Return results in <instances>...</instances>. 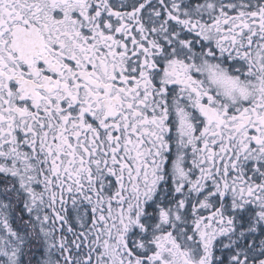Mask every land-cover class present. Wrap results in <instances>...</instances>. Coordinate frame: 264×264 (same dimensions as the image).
<instances>
[{
    "label": "snow or ice",
    "instance_id": "1",
    "mask_svg": "<svg viewBox=\"0 0 264 264\" xmlns=\"http://www.w3.org/2000/svg\"><path fill=\"white\" fill-rule=\"evenodd\" d=\"M0 264H264V0H0Z\"/></svg>",
    "mask_w": 264,
    "mask_h": 264
}]
</instances>
